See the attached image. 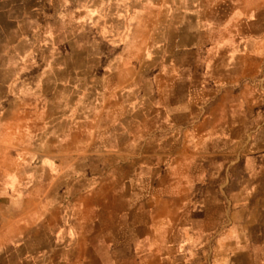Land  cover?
I'll return each instance as SVG.
<instances>
[{"label": "crops", "instance_id": "0c3cea01", "mask_svg": "<svg viewBox=\"0 0 264 264\" xmlns=\"http://www.w3.org/2000/svg\"><path fill=\"white\" fill-rule=\"evenodd\" d=\"M117 2L119 42L149 48L89 136L116 142L33 163L0 132V264H264V0ZM70 3L0 0V45Z\"/></svg>", "mask_w": 264, "mask_h": 264}, {"label": "rangeland", "instance_id": "374dc122", "mask_svg": "<svg viewBox=\"0 0 264 264\" xmlns=\"http://www.w3.org/2000/svg\"><path fill=\"white\" fill-rule=\"evenodd\" d=\"M116 3L44 6L28 13L26 40L0 45V64L16 73L0 76L10 84L9 91L0 85V132L10 133L13 144L27 143L29 162L49 158L55 148L114 146L116 140L89 136L119 127V64L131 67L138 57L144 63L149 48L125 42L127 36L119 42ZM84 175L77 171L76 181Z\"/></svg>", "mask_w": 264, "mask_h": 264}]
</instances>
